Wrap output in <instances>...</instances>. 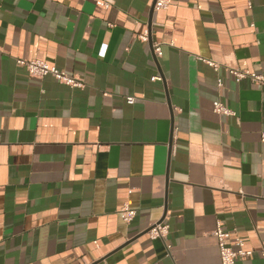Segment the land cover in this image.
I'll list each match as a JSON object with an SVG mask.
<instances>
[{"label":"crops","instance_id":"0c3cea01","mask_svg":"<svg viewBox=\"0 0 264 264\" xmlns=\"http://www.w3.org/2000/svg\"><path fill=\"white\" fill-rule=\"evenodd\" d=\"M152 3L0 0V264H220L218 223L264 264V88L229 73L264 75V0Z\"/></svg>","mask_w":264,"mask_h":264},{"label":"built area","instance_id":"2783aa9c","mask_svg":"<svg viewBox=\"0 0 264 264\" xmlns=\"http://www.w3.org/2000/svg\"><path fill=\"white\" fill-rule=\"evenodd\" d=\"M170 4V0H153L152 9L155 11L166 9ZM105 7H108L109 4L104 2ZM141 40H147L146 33L141 34ZM152 51L156 57L161 56V43L153 42L151 44ZM16 64L25 69V71L32 77L41 78L46 75H51L60 83L66 84L70 87H83L84 82L79 77H75L73 75H69L63 69L56 67L55 65H51L45 60L38 58H20L16 57ZM206 63L213 67L217 68L218 64L213 62L212 60H206ZM229 73L235 76L238 80L243 78L250 79L256 85L264 88V75L262 73H258L255 71H249L247 69H238L232 68L229 69ZM218 85H221L220 79H218ZM126 101L128 103L134 102V97L131 95L126 96ZM213 111L218 114H233L227 106H225L220 100H214L212 102ZM260 138L264 141V131L260 134ZM136 211L133 208H130L128 205H123L119 209L120 217L128 222L130 221ZM150 238L161 237L165 238L168 233V225L163 220L157 221L150 225L146 231ZM211 233L215 236L217 241V247L219 252L220 264H236L237 260L246 259L252 254L251 249H247L245 247L244 240L238 235L234 234L231 239L230 232L224 229L220 223H218L211 231ZM229 240V241H228ZM167 249L169 250V246L167 245Z\"/></svg>","mask_w":264,"mask_h":264},{"label":"water","instance_id":"95a60500","mask_svg":"<svg viewBox=\"0 0 264 264\" xmlns=\"http://www.w3.org/2000/svg\"><path fill=\"white\" fill-rule=\"evenodd\" d=\"M170 141H171V140H170ZM170 141H169V142H170Z\"/></svg>","mask_w":264,"mask_h":264}]
</instances>
